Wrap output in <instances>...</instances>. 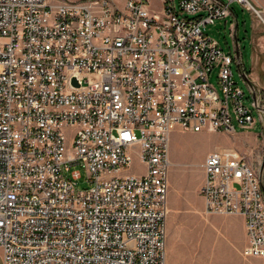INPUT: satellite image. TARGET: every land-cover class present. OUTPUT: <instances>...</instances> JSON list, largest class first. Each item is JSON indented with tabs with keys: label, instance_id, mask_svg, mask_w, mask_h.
<instances>
[{
	"label": "built area",
	"instance_id": "1",
	"mask_svg": "<svg viewBox=\"0 0 264 264\" xmlns=\"http://www.w3.org/2000/svg\"><path fill=\"white\" fill-rule=\"evenodd\" d=\"M235 2L264 23L250 0H0L3 264H166L171 134L262 126L237 41L227 54L202 32ZM200 168L203 214L241 217L242 257L264 259L259 169L235 149Z\"/></svg>",
	"mask_w": 264,
	"mask_h": 264
},
{
	"label": "rangeland",
	"instance_id": "2",
	"mask_svg": "<svg viewBox=\"0 0 264 264\" xmlns=\"http://www.w3.org/2000/svg\"><path fill=\"white\" fill-rule=\"evenodd\" d=\"M250 2L255 6L253 0ZM230 8L232 15L226 19V22L217 20L213 25L203 28L202 32L217 42L222 51L228 54L232 51L234 43L230 26L236 24L235 37L241 69L260 105L262 126L258 120L249 129H241L237 126L234 136L208 133L197 135L179 130L173 132L168 151L170 169L166 264H243L241 238L235 231L233 217H206L198 193L203 176L200 164L210 152L227 148L239 150L259 170L264 159V23L239 3H232ZM261 17L264 20V15ZM232 72L238 86L248 98L244 104L253 116L257 117L247 85L239 77L235 65L232 66ZM210 84L218 89L216 72L211 74ZM246 132L249 134H245ZM70 170L79 171L81 175V178L74 182L76 192L91 187L83 169L76 166L71 167ZM128 172L143 174L144 169L135 159ZM262 182L264 186V170Z\"/></svg>",
	"mask_w": 264,
	"mask_h": 264
},
{
	"label": "crops",
	"instance_id": "3",
	"mask_svg": "<svg viewBox=\"0 0 264 264\" xmlns=\"http://www.w3.org/2000/svg\"><path fill=\"white\" fill-rule=\"evenodd\" d=\"M253 1L255 2V7L261 10L262 12H264V0H253ZM245 134H249V133L246 132ZM227 149H233V148H227ZM202 181H203V176H202L200 185L202 184ZM233 223L236 225L235 231H237V233L240 235V238H241L240 246H242L243 248L246 243V235H245V230H244L243 219L241 217H233ZM243 259H244L243 264H264V261H261L264 259H247V258H243ZM0 264H3L1 250H0Z\"/></svg>",
	"mask_w": 264,
	"mask_h": 264
},
{
	"label": "bare ground",
	"instance_id": "4",
	"mask_svg": "<svg viewBox=\"0 0 264 264\" xmlns=\"http://www.w3.org/2000/svg\"><path fill=\"white\" fill-rule=\"evenodd\" d=\"M216 20H209L208 25H213ZM141 26L144 29H151V20L148 18H141ZM195 60H201V53H187V62H195ZM253 106L257 110V101L253 100ZM249 112H251L248 109ZM261 212L264 213V203H261Z\"/></svg>",
	"mask_w": 264,
	"mask_h": 264
},
{
	"label": "water",
	"instance_id": "5",
	"mask_svg": "<svg viewBox=\"0 0 264 264\" xmlns=\"http://www.w3.org/2000/svg\"><path fill=\"white\" fill-rule=\"evenodd\" d=\"M236 24H235V26H234V41H235V43H236ZM236 58H237V60L239 61V52H238V50H237V47H236ZM240 62L238 63V67L240 68ZM243 80L245 81V83L247 84V85H249L248 84V80L245 78V76L243 75ZM250 86V85H249ZM253 99H255V96H254V94H253ZM263 170H264V159H263V163H262V165H261V167H260V170H259V174H260V176H262V173H263ZM261 188H262V191H263V194H264V187H263V185H261Z\"/></svg>",
	"mask_w": 264,
	"mask_h": 264
}]
</instances>
